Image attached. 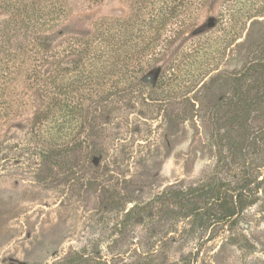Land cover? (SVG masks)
Masks as SVG:
<instances>
[{"label": "rangeland", "instance_id": "1", "mask_svg": "<svg viewBox=\"0 0 264 264\" xmlns=\"http://www.w3.org/2000/svg\"><path fill=\"white\" fill-rule=\"evenodd\" d=\"M250 3L0 0V53L22 52L0 95V264H264V14L225 49ZM57 67L50 90L73 87L49 113L32 71ZM239 190L255 203L222 218Z\"/></svg>", "mask_w": 264, "mask_h": 264}, {"label": "trees", "instance_id": "2", "mask_svg": "<svg viewBox=\"0 0 264 264\" xmlns=\"http://www.w3.org/2000/svg\"><path fill=\"white\" fill-rule=\"evenodd\" d=\"M249 2H250V0H249ZM37 10L38 9L36 8L33 11L35 13H37ZM38 11L40 12V10H38ZM263 14H264L263 0L260 1L259 3H256L255 0H251V3L243 11V13L239 17V19L236 18L234 21H232V24L229 27V29L227 31L226 38H225L226 39L225 49L227 47L231 46L233 42H235L237 39H239L241 37L242 31H244L246 23L249 19H251L255 16H262ZM179 26H181L182 31L179 32V34H178L179 36L174 38V41H176L180 37V35L184 33L185 27L187 26V24L185 22H180ZM244 40L245 39L241 40L238 43H242V42H244ZM13 51H14V49H13ZM13 51L0 53V95H4V97L6 95H10L11 93L14 92L13 83L11 81L13 75L16 73L19 76L22 73V71H21L22 68H19L16 65V63H14L16 59L17 60L19 59V56L22 52L20 54H18V52L15 51L13 53ZM46 57H48V56L46 55ZM8 61H12V63L15 65V66H13V64L11 65V66H13V69H11V67L8 66V64L6 63ZM116 63H118V62H116ZM258 66L261 67L260 80L264 81V62L261 64H258ZM212 69H214V68H212ZM212 69L210 70V72L212 71ZM52 72H56V73H54L56 78L53 77ZM208 72H209V70H208ZM208 72H206V74L203 77L199 78L198 83L202 82L201 86H204V84H205V82H203L205 79L204 77H206L207 74L210 73V72L209 73ZM62 73H63V70L60 69V67H57L55 69V71H50V70L43 69V68H41L38 71L35 70V72L32 71V76H33V74H35L36 77H38L37 74L39 75V78H37L38 79L37 80L38 81L37 92L40 93V95H43L44 100L42 101V106L45 107L46 108L45 111H49V113H51L50 111H52L54 109L63 110V105L66 103L62 102V97L64 96L63 101H65V96H67L68 89H71V87H73V84H66L63 86L62 85L60 86L59 84H57L56 87L58 89V92H53L50 90L51 85H55L52 83L57 81L59 79V75H61ZM28 77H27V79L30 80V77L29 78ZM159 81L160 80L158 79V82ZM91 83H93V84H90V85L85 84L83 88H84V92L86 95L93 97L94 93H95L94 89H95L96 83L95 82H91ZM166 83H168V79L166 77H163L161 84L166 85ZM91 87H94V89L93 88L91 89ZM79 89H80V87L77 86L78 91H79ZM46 92H48V94H46ZM25 95L27 96L28 94L25 93ZM25 95L20 96V98L22 99L21 101H19V102H21V105L26 104L31 98L34 99V95L31 98L28 97V99L25 97ZM11 107H12V102L10 100L0 104V110L9 109ZM65 107H70L71 111H73V112L76 111L77 113H78V111L81 112V110H82L81 106H79L77 103H72V105H70V106L67 105ZM39 116H41V115H38V117ZM47 118H48V116H44L43 119L46 120ZM43 119L37 120V121H35V123H39L38 125H42L44 123L42 121ZM62 119H64V118H62ZM59 125H60V122H59ZM61 127H63L62 123L60 125V128ZM69 139L70 138H68V136H67L66 140H59V141L56 138H51L49 140V143H48V146H50V148L48 149L49 153L50 152L54 153L53 156H57L58 154L62 153L63 151L65 152L66 148L68 149L69 146H71L70 147L71 149L79 148L81 146V142L77 138L70 139V140ZM39 145H41V143H39ZM38 149H39V146L37 148V154H36V155H38L37 160L49 158V154H47L48 152L44 146H43V148H41L39 150ZM52 151H55V152H52ZM250 184L251 183L249 181L245 185L239 186L236 188L237 189L238 188L244 189L245 187H248ZM237 189H235V190H237ZM250 191H251V188H247V192L246 191L245 192L248 193ZM178 194L179 193L174 192V193L169 195L171 198L168 196L167 199H177ZM229 200L230 201L224 200L223 204L221 205V207L223 209L222 218L228 219V220L231 219L232 217H234L239 211H241V210L245 209L246 207L254 204L256 198L251 197V195H250V198L242 199V190H239L238 193L235 195V199H233V195H232V196H230ZM130 211H132V210L130 209L126 213H128Z\"/></svg>", "mask_w": 264, "mask_h": 264}]
</instances>
